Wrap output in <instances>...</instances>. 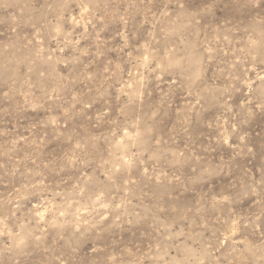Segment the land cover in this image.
I'll list each match as a JSON object with an SVG mask.
<instances>
[{"label": "rangeland", "instance_id": "374dc122", "mask_svg": "<svg viewBox=\"0 0 264 264\" xmlns=\"http://www.w3.org/2000/svg\"><path fill=\"white\" fill-rule=\"evenodd\" d=\"M98 3L0 0V42L16 49L15 64L0 57V264H171L183 255L176 241L194 254L212 253L204 264H239L230 253L233 246L255 247L251 227L242 225L260 210L250 207L255 198L230 211L220 202L246 173L261 179L264 110L256 90L264 83L257 80L264 49L251 71L247 46L227 30L235 16L230 0L210 22L195 25L190 17L208 0H186L184 15L163 23L152 19L159 11L147 0ZM154 31L159 43L148 50L155 60L139 69L137 49ZM198 68L207 69L215 89L229 92L200 85L189 91L186 77ZM244 81H256L251 93ZM226 100L233 108L229 125L239 127L231 147H220L219 132L207 124L223 116ZM38 103L44 107L31 110ZM157 111L162 115L150 119ZM197 163L209 168L210 179L196 176ZM112 209L105 223L114 227L80 238L97 210ZM117 213H125L119 223ZM165 226L175 241L163 239Z\"/></svg>", "mask_w": 264, "mask_h": 264}, {"label": "clouds", "instance_id": "9594fccd", "mask_svg": "<svg viewBox=\"0 0 264 264\" xmlns=\"http://www.w3.org/2000/svg\"><path fill=\"white\" fill-rule=\"evenodd\" d=\"M69 2L70 0H64L65 4ZM112 2L115 3L117 2V0H112ZM132 2L135 3V0H132ZM185 2L186 0H147V5L156 8L159 11V17L153 16L152 19L156 23H163L168 17L172 16L173 14L183 16L185 12ZM222 2L223 0H208V3L204 8H202L194 16L190 17L192 24H199L201 21H209V18H214L215 10L217 6ZM230 2L235 16L231 21L227 22L229 25L227 30L232 33L233 38L236 39L237 42L243 43L247 46V54L253 62L250 70L256 71L258 53L261 49H264V0H230ZM79 3L81 7L84 8L99 6L98 0H87V3H85V0H79ZM139 3L145 4V0H139ZM93 18H95L94 15ZM125 23H127V21H125ZM121 35L123 36V33H121ZM165 35H170V33H165ZM127 39L128 38L124 36L125 47H127ZM229 42L231 43V41ZM154 43H159V41L156 39L155 31L151 34V39L148 41V45L144 46L143 49H137V51L141 52V55L143 57V59L137 58L139 69L148 70L150 65L155 60L154 54L148 50L149 47H151ZM15 54L16 49L14 48V46H5L3 42H0V57L6 58L9 64H15ZM237 62L241 63V61ZM162 63V61L157 63V68H160V65ZM259 63L264 64V60H260ZM173 67H179V62H177L175 65H167V67H165L164 70L159 74L163 75ZM152 71L155 72L156 69H153ZM180 71L185 72L189 71V69L180 68ZM141 75L143 74L141 73ZM245 75H247V71L245 72ZM205 76H207V79H205ZM183 78L185 77H182V79ZM186 78L191 81L189 91H191V89L195 88L197 85H200V87L203 88L205 92L215 89V81L213 77L208 74V71L205 68H198L196 70L195 76L189 75ZM257 80L264 82V74L258 72ZM255 82L256 81H244L245 85L249 89V93L253 91V89L251 88V84ZM140 83L142 87L145 86L147 84V78H144L142 81H140ZM173 83H175V80L173 81ZM215 90L227 94L230 88ZM256 91L260 92L262 97L260 103L257 104V108L264 110V83H262L260 88ZM202 98V96L199 97L197 99V103H199V100ZM47 102L48 101L45 98L44 103ZM31 103L32 101L30 99L26 100L25 107H27V105ZM252 103L253 100L249 99L247 103L241 105V108L248 109V105ZM43 107V103H38L36 106L32 107L31 110L37 111L38 108L42 109ZM221 108L225 109L223 116L218 117L214 122H209L207 126L209 128H214L219 132V135L215 140V143L218 146L231 147L230 140L232 136L237 133L239 125H229L228 117L233 112V108L227 100L224 102V104L221 105ZM105 115H107V113H105ZM161 115L162 114L159 111L154 112L150 119L156 120V118ZM56 119L59 118L53 119L52 123L55 124ZM231 119L235 120V116H232ZM226 126H230L232 128L231 133L228 132ZM56 127H59V124H56ZM220 129H223V131H220ZM148 135H151L150 131L148 132ZM239 140L240 144L244 145L245 137L243 135L239 136ZM245 148L247 149V153L252 154V158L255 160L257 154L253 153L251 147H247L245 145ZM207 151H209L210 153L213 151L211 145L209 146ZM240 151L243 152L244 149L241 148ZM174 155H177L178 157L179 154ZM190 159L195 160V157H190ZM78 160L79 157H77L76 160L71 161L70 163L75 164ZM262 163H264V158H262ZM195 168V174L199 179L211 178L212 173L210 172L209 168L203 167L199 163L195 165ZM259 171L261 174L260 180H256L251 176L250 173H246L248 179L244 183L233 184L231 190L225 194L223 200L220 202L221 205H227V209H225L226 211H230L232 208L238 205H243L245 202H251L253 201V198H255L254 203H250V207H258L260 210V215L256 216V219L252 221L251 225L248 223L242 225L244 229H248L251 227L252 235L256 237L254 241L255 247L245 245L243 248H236L235 246H233L232 252L230 253L232 259L238 261L239 264H264V233H259V221L261 217L264 216V167H261ZM188 191L189 189L186 188L185 192ZM194 193L195 190H192V194ZM157 211L159 212L160 210L158 209ZM163 211L171 215V209L169 207L166 206ZM113 213H116V209H112L111 212H108L106 210L105 213H100L99 210H97L96 216L93 220L89 221L88 227L85 228L81 233L80 238L84 239V237H86L89 232H95L96 235H102L105 231L114 227L115 225L111 221L109 223H105V221H108L109 216ZM124 216L125 213H117L114 219L117 221V223H119L124 219ZM0 223H2V221H0ZM161 231L162 233H164V240L170 239L175 241V237L172 235L167 226L162 228ZM93 239L94 237L89 238L85 241V243H93ZM176 243L177 248L180 250V252L183 253V255L181 259L170 258L171 264H204L205 260H212L213 254L209 253L207 249H204L202 253L194 254L186 244H182L179 241H176ZM93 247L95 248V244H93ZM163 255H167V250H165V253Z\"/></svg>", "mask_w": 264, "mask_h": 264}]
</instances>
